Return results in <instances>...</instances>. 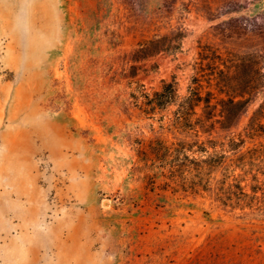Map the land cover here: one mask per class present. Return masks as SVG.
I'll use <instances>...</instances> for the list:
<instances>
[{
  "label": "rangeland",
  "instance_id": "obj_1",
  "mask_svg": "<svg viewBox=\"0 0 264 264\" xmlns=\"http://www.w3.org/2000/svg\"><path fill=\"white\" fill-rule=\"evenodd\" d=\"M239 1L264 12V0ZM161 3L0 0V264H264V220L225 212L189 174L182 185L161 169L150 120L121 110L136 82L151 90L175 76L185 94L195 73L213 23L195 12L176 55L134 52L127 14Z\"/></svg>",
  "mask_w": 264,
  "mask_h": 264
},
{
  "label": "trees",
  "instance_id": "obj_2",
  "mask_svg": "<svg viewBox=\"0 0 264 264\" xmlns=\"http://www.w3.org/2000/svg\"><path fill=\"white\" fill-rule=\"evenodd\" d=\"M246 8L239 0H162L151 13L129 12L123 25L142 58L180 52L188 35L185 22L193 12L213 23L200 38L185 94L175 76L151 90L136 82L120 105L130 118L137 110L139 118L150 120L146 125L155 134L151 159L161 169L179 177L182 185L189 174V187L207 193L225 212L239 210L241 218L264 220V104L240 130L243 116L264 95V12L245 14ZM108 38L119 46L124 35L110 29Z\"/></svg>",
  "mask_w": 264,
  "mask_h": 264
}]
</instances>
